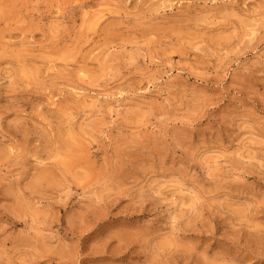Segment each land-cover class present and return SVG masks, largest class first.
<instances>
[{
  "label": "rangeland",
  "instance_id": "1",
  "mask_svg": "<svg viewBox=\"0 0 264 264\" xmlns=\"http://www.w3.org/2000/svg\"><path fill=\"white\" fill-rule=\"evenodd\" d=\"M0 264H264V0H0Z\"/></svg>",
  "mask_w": 264,
  "mask_h": 264
}]
</instances>
